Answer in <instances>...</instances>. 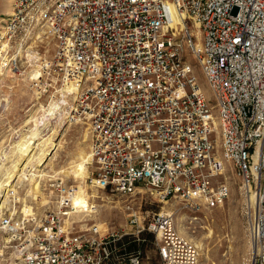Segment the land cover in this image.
Wrapping results in <instances>:
<instances>
[{
	"label": "built area",
	"instance_id": "built-area-1",
	"mask_svg": "<svg viewBox=\"0 0 264 264\" xmlns=\"http://www.w3.org/2000/svg\"><path fill=\"white\" fill-rule=\"evenodd\" d=\"M0 72L59 95L71 85V117L83 115L90 137L84 183L51 178L50 211L0 216V264H147L144 234L157 264H199L174 212L141 203L217 209L232 180L245 264H264V0H13L0 16ZM79 186L88 203L87 190L108 192L136 197L138 210L124 229L87 221L97 211L75 206Z\"/></svg>",
	"mask_w": 264,
	"mask_h": 264
},
{
	"label": "rangeland",
	"instance_id": "rangeland-1",
	"mask_svg": "<svg viewBox=\"0 0 264 264\" xmlns=\"http://www.w3.org/2000/svg\"><path fill=\"white\" fill-rule=\"evenodd\" d=\"M11 3L8 7L9 12ZM6 7V0H0V16L9 13L5 12ZM44 43L46 48L44 56L48 57L52 52L53 44L50 39ZM197 74L205 85L199 69ZM206 93L211 96L208 89ZM60 98L62 96L54 93L52 88L44 86L43 83L31 86L21 78H10L0 73V169L9 167L12 161L15 162L19 158V155L14 153V146L30 136L29 130L38 125L40 136L51 139L53 143L49 147L44 164L37 169L40 176L27 177V180L22 181L15 190V198L7 199L9 205H5L0 210V216L6 214L21 221L23 217L30 216H35L37 219L38 216L50 211L54 200L44 191L50 177L60 178L67 185H79L86 181L82 161L89 153L88 122L83 115L77 114L74 118L71 117L69 105L72 98L69 96H67L68 104L65 106L68 108V113L64 115L65 111H62L63 116L60 117L56 106L60 105L61 110L65 108H62L64 102H60ZM52 100L58 101V104ZM88 171L90 172V169ZM3 173L4 171H1L0 177L5 182L7 180ZM240 187L238 180H232L230 196L221 207L197 214L190 213L177 199L158 205L147 202L145 206L142 202L140 210L148 211L150 214L161 210L174 212L177 230L191 240L198 249L199 264H245L249 243ZM80 193L77 195L80 196V203L73 202L75 206L90 212H94L96 207L97 211L96 215H89L90 217L86 216L84 219L109 222L116 229H124L127 215L137 211L139 207L136 197H133L135 201H131L133 199L131 197L87 190L86 194L93 200L92 203H88L84 187ZM2 194L6 195L1 190L0 199ZM126 205H129L130 210H126ZM143 237L147 241L141 249L146 263L157 264L158 257L152 245L154 237L150 234H144Z\"/></svg>",
	"mask_w": 264,
	"mask_h": 264
},
{
	"label": "bare ground",
	"instance_id": "bare-ground-1",
	"mask_svg": "<svg viewBox=\"0 0 264 264\" xmlns=\"http://www.w3.org/2000/svg\"><path fill=\"white\" fill-rule=\"evenodd\" d=\"M11 2L12 0H6L7 7L5 9V12L8 11V7ZM72 92H73V87L68 84H66L61 90L60 97L62 96V98H60V102L62 101L64 102V105L62 106V108L68 104L67 96L71 94ZM58 101L52 100V102L56 104H58ZM56 108H57L56 111L59 112L60 117H62L63 114L65 115L66 113H68L67 107L61 110L60 105H58L56 106ZM62 111H65V112L61 114ZM39 130H40L39 125L30 129L29 130L30 136L28 137L26 136L27 138L23 139L21 142H19L17 145L14 146V153L19 155V158L15 162L12 161L9 167H4L3 170L2 168L0 169V173L1 171H4L3 174L6 176V180H7V181L4 180L5 182H3L0 177V192L1 190H3L4 194H6L5 196L3 194L1 196L0 210H2V208L5 205H9L7 204L9 203L7 199L11 197L13 199L15 198L16 196L15 190L18 186L21 185L22 181L27 180V177L30 178L31 176L33 177H36L37 175L40 176V172L37 171V169L39 166H42L44 164L46 156L48 155L49 147H51L53 143L51 142V139L40 136L41 133H39ZM89 160H90L89 153H87L82 161L83 162L82 170L84 171V179L87 177L89 173L88 167H87ZM50 178H54V176ZM81 189L82 188H80L79 186L77 193L73 200L74 203L75 202L80 203L79 202L80 196H77V195L81 194L80 193Z\"/></svg>",
	"mask_w": 264,
	"mask_h": 264
},
{
	"label": "trees",
	"instance_id": "trees-1",
	"mask_svg": "<svg viewBox=\"0 0 264 264\" xmlns=\"http://www.w3.org/2000/svg\"><path fill=\"white\" fill-rule=\"evenodd\" d=\"M143 246H144V245H143ZM143 246H141V249H142Z\"/></svg>",
	"mask_w": 264,
	"mask_h": 264
}]
</instances>
